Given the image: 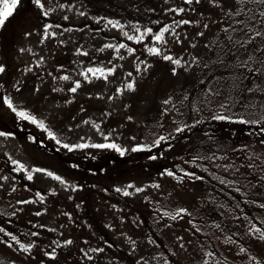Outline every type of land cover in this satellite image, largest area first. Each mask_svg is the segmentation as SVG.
Returning <instances> with one entry per match:
<instances>
[{
    "label": "trees",
    "instance_id": "obj_1",
    "mask_svg": "<svg viewBox=\"0 0 264 264\" xmlns=\"http://www.w3.org/2000/svg\"><path fill=\"white\" fill-rule=\"evenodd\" d=\"M11 2L0 0V11ZM72 10L80 13V22L64 19ZM27 20L49 39L42 46L54 53L43 68L53 81L44 93L36 90L37 71L20 74L9 103L17 106L16 100L26 90L29 102L24 97L23 101L32 108L21 103V109L11 110L13 121L3 120L2 131L31 138L36 149L69 167L70 162L80 161L78 135L92 131L93 121L107 129V141L117 151L104 162L110 161L120 174L189 185L194 192L190 204L182 196H173L187 205L147 213L151 257L146 264H175L162 221L178 219L187 220L205 251L219 260L226 261L215 247L214 236L230 232L226 239L262 264L243 230L254 231L264 244V0H17L0 25V45L14 46L10 38L5 39L23 30ZM109 32L118 42L109 45L116 55L104 52L102 39L107 40ZM161 32L162 39L156 41ZM120 48L138 52L144 59L132 61ZM152 48L157 52L151 53ZM177 60L179 64L174 63ZM6 62L8 72L10 60ZM88 69L100 71L93 74ZM8 89L4 91L11 95ZM101 89L109 90L121 110L109 111L100 104ZM48 94H53L54 103H63L65 123L59 113L53 115L45 107ZM126 107L134 111L127 114ZM21 112L27 118L19 116ZM87 161L82 160L83 165L90 167ZM0 218V229L11 230L12 210H0ZM235 220L237 237L231 233L236 229L230 228ZM103 237L88 244L89 264H137L107 234ZM0 264L23 263L19 257L0 255Z\"/></svg>",
    "mask_w": 264,
    "mask_h": 264
},
{
    "label": "rangeland",
    "instance_id": "obj_2",
    "mask_svg": "<svg viewBox=\"0 0 264 264\" xmlns=\"http://www.w3.org/2000/svg\"><path fill=\"white\" fill-rule=\"evenodd\" d=\"M74 14L75 10L69 11L64 19L80 22V13L76 11ZM36 29L27 20L23 30L17 29V35L15 31L5 39H11L14 46L5 48L0 45V69L3 67L0 73V210L11 209L15 222L9 231L3 232L0 229V255L19 257L23 264H89L91 260L87 256L88 251L90 252V249L87 251L88 244L95 240L101 241L103 235L107 234L109 240L116 242L126 255L135 258L137 264H146L151 257L147 248V213L155 209L159 211L160 207L172 211L175 207L178 209V203L187 205L177 202L173 196H182L190 204L194 192H191L189 185L177 184L167 178L146 176L133 179L127 174H120L114 164L110 161L104 162L105 157L109 158L108 155L117 151L107 141V129L100 128L97 124L96 126L93 121L90 122L94 127L92 131L78 135L82 147L78 152L80 161L77 164L70 162L69 167L49 152L36 149L31 138L15 137L2 131L3 120L8 118L7 124L13 121L11 110L17 106L19 107L16 109H21V103L32 108L28 105L26 90H23L21 99L16 100L17 106H8L9 102H13V90L16 78H21L20 74L23 76L31 70L37 71V77L34 78L36 90H44V93L53 81L43 65L54 52L53 49L42 46L44 40L49 39L46 33L43 35ZM116 37L129 42L125 36ZM0 39L3 43V39ZM106 39H102L107 48L104 52L116 55L115 49L110 50L108 47L118 43L113 32H109ZM72 48L76 50V45ZM120 49L132 61L144 59L138 52L131 53L129 49ZM6 58L10 60L8 72L5 68ZM78 61L79 58H76V63ZM7 87L11 95L4 91ZM26 87L27 85L24 86ZM99 94H103L100 104H104L107 110H121L119 101L110 99L109 90L101 89ZM52 96L53 94H48L44 98V105L47 109L51 108V114L59 113V118L65 123L62 115H65L62 112L64 105L62 102L54 103ZM23 97L28 102H24ZM95 106L98 107L99 104ZM126 111L129 114L134 108L126 107ZM90 113L95 114L96 111L92 110ZM47 126L48 123L45 122V129L49 131ZM97 145L105 147H96ZM91 154L94 158H89L88 155ZM85 158L90 167L83 165L82 160H86ZM77 169L83 173L76 174L74 171ZM114 190L119 195L113 193ZM187 210L190 213L188 208ZM221 215L223 222L226 211L223 210ZM162 225L165 227L170 255L175 264H248L249 259L251 264H256L235 242L226 239L225 236L230 232L224 233L223 237L220 232L214 236L217 251L226 259L221 261L205 251L200 242L201 238L187 220L162 221ZM230 228L236 229L231 233L237 237L239 225L236 220L231 223ZM243 233L264 264V244L261 243V236L254 234V231L243 230ZM12 239L15 242H11ZM118 254L121 257L125 255L123 252Z\"/></svg>",
    "mask_w": 264,
    "mask_h": 264
},
{
    "label": "snow or ice",
    "instance_id": "obj_3",
    "mask_svg": "<svg viewBox=\"0 0 264 264\" xmlns=\"http://www.w3.org/2000/svg\"><path fill=\"white\" fill-rule=\"evenodd\" d=\"M5 2H6V0H5ZM37 2H38V0H37ZM16 3H17V0H12L10 6H7V7L5 8L4 11H0V25H3V24L5 23V20H6L11 14H12V9L15 7ZM185 23H187V22H185ZM163 31H167V29H164ZM162 35H163V32H161V34H159V35H156V36L154 37V39H155L156 41H160V40L162 39ZM141 38H142V37H141ZM129 39H132V37H129ZM109 47H110V46H109ZM120 47H124V45H120ZM149 51H150L151 53H156V52H157V49L152 48V49H149ZM164 59H165V60H172V57L165 56ZM174 63L179 64V61H178V60H177V61H174ZM88 71H89V72H93V74H95V72L100 71V70H99V69H96V70L88 69ZM65 79H66V77H65ZM78 86H79V85H77V87H78ZM132 87H133L132 84H129V85H128V88H129V89H131ZM72 91H75V88L72 89ZM6 103H8V102L6 101ZM8 106H9V107H12V105H11L10 103H8ZM18 115L27 118L23 112L18 113ZM66 147H67V146H66ZM96 147H103V146H102V145H97ZM37 171H39V170H37ZM29 178H31V177H29ZM125 194H127V193H125Z\"/></svg>",
    "mask_w": 264,
    "mask_h": 264
}]
</instances>
